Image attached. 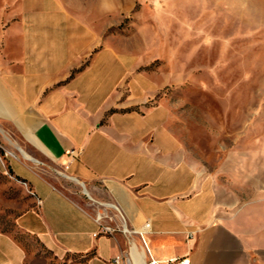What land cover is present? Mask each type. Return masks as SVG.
<instances>
[{
	"label": "crops",
	"instance_id": "0c3cea01",
	"mask_svg": "<svg viewBox=\"0 0 264 264\" xmlns=\"http://www.w3.org/2000/svg\"><path fill=\"white\" fill-rule=\"evenodd\" d=\"M100 4L0 0V172L39 201L21 231L78 257L65 264H264V206L234 207L189 158L168 104L143 108L156 82L132 73L134 54L100 45ZM63 177L84 189L69 193ZM29 256L0 231V264Z\"/></svg>",
	"mask_w": 264,
	"mask_h": 264
},
{
	"label": "rangeland",
	"instance_id": "374dc122",
	"mask_svg": "<svg viewBox=\"0 0 264 264\" xmlns=\"http://www.w3.org/2000/svg\"><path fill=\"white\" fill-rule=\"evenodd\" d=\"M104 1L100 45L134 54L132 73L156 82L143 108L168 104L189 158L234 207L264 206V0ZM60 184L73 195L84 189L72 178ZM38 205L25 180L0 172V231L27 247V264L78 258L21 231L19 216Z\"/></svg>",
	"mask_w": 264,
	"mask_h": 264
},
{
	"label": "built area",
	"instance_id": "2783aa9c",
	"mask_svg": "<svg viewBox=\"0 0 264 264\" xmlns=\"http://www.w3.org/2000/svg\"><path fill=\"white\" fill-rule=\"evenodd\" d=\"M0 73H1V68H0ZM100 218H102V216H100ZM151 225L150 222H148L146 224V227H149ZM117 230H122L123 232H139L140 234L142 233L141 231L137 230V229H129L127 228L125 225L122 227V229H120L119 227H113L111 225H105L103 227V231L105 232H110V233H113V232H116ZM121 255H118L116 257V262L119 263V261L121 260ZM126 264H129V261H127ZM149 264H188V261L186 258H171V259H168L166 261H160V260H157V259H154V258H151L149 260Z\"/></svg>",
	"mask_w": 264,
	"mask_h": 264
}]
</instances>
